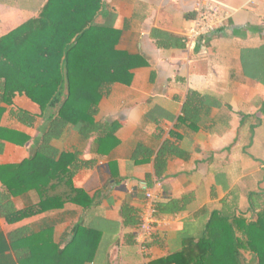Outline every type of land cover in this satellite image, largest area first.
Returning <instances> with one entry per match:
<instances>
[{
    "label": "crops",
    "instance_id": "0c3cea01",
    "mask_svg": "<svg viewBox=\"0 0 264 264\" xmlns=\"http://www.w3.org/2000/svg\"><path fill=\"white\" fill-rule=\"evenodd\" d=\"M192 1L104 0L105 10L95 21L102 24L112 14L113 27L120 32L116 49L138 55L145 63L131 70L128 84L113 83L97 106L95 121L120 124L119 144L108 156H99L91 150L95 135L84 142L69 126L52 145L59 152L78 151L81 161L92 163L73 174L71 186L60 180L48 189L49 195L65 200L62 208L13 224L0 218L5 234L18 227L37 230L54 221V240L64 248L73 238V227L81 223L100 232L94 256L84 264H152L182 250L189 240L196 241L214 210L256 218L249 211L248 195L256 193L258 202L264 200V86L243 75L240 53L264 43V0H219L230 9L224 26L186 43L184 31L194 16ZM46 2L0 0V37L36 18ZM152 30L182 38L183 46L157 47ZM192 91L213 100L210 114L195 129L180 121ZM0 107V126L29 136L23 146L0 140V166L17 164L33 154L51 110L41 115L39 105L23 93H16L8 104L1 89ZM15 109L39 115L34 126L18 122L12 115ZM166 141L179 153L168 159L157 178L154 159ZM139 145L152 151L149 162H135ZM74 189L90 198L88 208L66 201ZM146 192L154 203L184 194H191L192 200L176 214H156L145 235L139 224H123L120 208L127 204L142 215ZM12 201L22 209L35 205L39 195L31 189Z\"/></svg>",
    "mask_w": 264,
    "mask_h": 264
},
{
    "label": "trees",
    "instance_id": "16d2710c",
    "mask_svg": "<svg viewBox=\"0 0 264 264\" xmlns=\"http://www.w3.org/2000/svg\"><path fill=\"white\" fill-rule=\"evenodd\" d=\"M104 10V0H47L36 18L0 37L4 101L10 104L16 93H23L39 105L41 115L51 110L33 154L20 163L0 166V218L9 224L62 208L65 200L49 195L48 189L60 180L71 186L73 174L92 163L81 161L78 151L59 152L52 145L69 126L84 142L95 135L91 150L99 156H108L119 144L116 133L120 124L95 121L97 106L113 83L128 84L131 70L145 63L138 55L116 49L120 32L113 27L114 16L106 15L102 24L95 21ZM151 37L159 48L183 46L182 38L160 30H152ZM240 64L245 77L264 86V43L242 49ZM212 105V99L192 91L180 121L195 129L208 117ZM3 111L0 107V118ZM12 115L28 127L34 126L39 116L22 109H15ZM0 140L23 146L29 136L0 126ZM178 153L170 142L162 144L154 159L157 178L163 175L168 159ZM151 155V150L139 145L135 162H149ZM109 166L112 178L113 166ZM31 189L38 193L39 201L17 209L12 197ZM73 193L66 201L89 207L90 198L83 191L74 189ZM259 196L248 195L254 220L240 211L214 210L196 241L189 240L182 250L152 264H264V200L258 202ZM191 200V194H184L178 199L156 201V214H176ZM120 216L124 225L140 222L138 209L127 204L121 206ZM54 227L55 222L50 221L37 230L18 227L5 234L0 229V264H84L93 258L99 231L77 223L71 241L60 248L54 240Z\"/></svg>",
    "mask_w": 264,
    "mask_h": 264
},
{
    "label": "built area",
    "instance_id": "2783aa9c",
    "mask_svg": "<svg viewBox=\"0 0 264 264\" xmlns=\"http://www.w3.org/2000/svg\"><path fill=\"white\" fill-rule=\"evenodd\" d=\"M194 12L189 26L184 31V41L191 43L202 39L224 26L230 16V9L219 0H194L191 3ZM147 200L146 210L140 215L139 230L145 235L151 232L152 223L155 221L154 199L151 193H145Z\"/></svg>",
    "mask_w": 264,
    "mask_h": 264
}]
</instances>
